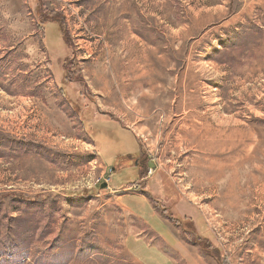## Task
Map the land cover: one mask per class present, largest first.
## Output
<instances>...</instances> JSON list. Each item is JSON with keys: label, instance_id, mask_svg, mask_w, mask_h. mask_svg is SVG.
<instances>
[{"label": "rangeland", "instance_id": "rangeland-1", "mask_svg": "<svg viewBox=\"0 0 264 264\" xmlns=\"http://www.w3.org/2000/svg\"><path fill=\"white\" fill-rule=\"evenodd\" d=\"M0 66V258L34 238L46 264H134L123 243L140 226L101 190L93 137L125 164L110 187L143 174L89 134L101 112L136 135L143 182L159 194L163 179L154 205L178 239L209 242L192 248L206 264H264V0H0Z\"/></svg>", "mask_w": 264, "mask_h": 264}, {"label": "crops", "instance_id": "crops-1", "mask_svg": "<svg viewBox=\"0 0 264 264\" xmlns=\"http://www.w3.org/2000/svg\"><path fill=\"white\" fill-rule=\"evenodd\" d=\"M104 117L107 119H104ZM85 125L86 128L89 129V134L92 133L93 135L95 133L97 137L102 139L101 143L108 147L107 151L112 153L110 156L111 161H114V159L121 161L125 158H129L133 165L135 164V168L143 174V176L133 184V186L136 184L135 186L139 187V193L129 191L133 186L125 187L122 185L119 188L111 186L109 189H105L106 191H109L111 200L117 201L116 203H118V206L120 205L122 211L129 217L135 219L140 226V229L133 228L128 230L124 238L123 246L128 256V260L134 264H206V262L200 259L197 253L192 250V248H194L193 246H190L177 238L179 232H174L170 221L161 217L156 210L154 203L148 199L147 195H150L154 200L160 202L161 200L159 199H161L162 195L164 197V193L168 189L167 186L163 184V179H160L156 182L158 187L161 185L159 189L161 188L162 190L159 194L156 193L151 186L155 176L151 179H147L146 182H143L147 169L152 167V164L148 162V158L141 150L138 139L132 130L122 126L120 121L114 118V116L101 112L99 115L96 113L91 115L87 119ZM94 128L97 129L95 130ZM123 135L126 140L127 136L129 137L130 141L128 142L136 144L137 148L134 152L132 151L133 153H126V151L122 149L126 142L121 139ZM93 140L92 148L97 152L102 163V165L99 166V169L103 171L100 178L103 179L104 176L113 177L114 172L119 168H124L125 164L123 163L120 167H116V169H111V165L109 163L105 164L101 159L100 143L96 142L94 137ZM134 160H136V163H134ZM73 195L71 194L72 197L76 198H82L85 197V195L86 197H92L89 196L90 194ZM132 196L139 197L140 199L136 200L132 198ZM167 196L171 197L172 195L167 191ZM19 199H23V197L19 196ZM135 204H141L143 208L139 209L140 211L132 209V206ZM142 211H151L152 218L156 219L161 224L163 223L166 229L164 232L165 235L163 233L159 235L155 233L148 223L139 217V215H143V213H141ZM190 217L192 218V214L188 213L187 218L190 219ZM32 226L33 230L31 233H37V230L35 231L36 224L33 223ZM155 239L156 241L153 242ZM7 249L9 252L5 250V254L0 258V263L2 264H42V262L46 264L52 257L45 255L42 257L39 243L38 241H35L34 238L29 244L15 247V249L9 244Z\"/></svg>", "mask_w": 264, "mask_h": 264}, {"label": "trees", "instance_id": "trees-1", "mask_svg": "<svg viewBox=\"0 0 264 264\" xmlns=\"http://www.w3.org/2000/svg\"><path fill=\"white\" fill-rule=\"evenodd\" d=\"M38 6L40 7L38 12H37L38 17H36L38 19V28L40 29L41 27L43 28V27L51 25V24H56L58 26V28H59V31H60V34H61V38H62V41H63L64 45L68 46V44H69L68 43V38L65 35V32L63 31V27L65 25V22L62 21L63 17H60V15L56 14L52 10H49V11L45 10V8L42 5H38ZM43 38L46 39V35H44ZM41 45H44V44H41ZM65 67H67V63H66ZM2 69L3 68L0 66V86L6 87L4 82L2 81V79L5 77V75L2 73ZM73 75L76 76L77 82L83 83L84 80L79 77L80 70H78V68H76L74 70ZM69 81H71V80H69ZM147 197H148V199L150 201H152V203H154V199L152 197H150V195H147ZM156 210L158 211V213L160 214L161 217H163L164 219H167L170 222H172L171 219L169 218V216H167L166 209H164V208L163 209H157V207H156ZM186 236L188 238V235H186ZM188 241L192 242L193 244L192 243H188ZM186 243L191 244L192 246H198V245L200 246L201 244H205L203 242H199V240H197V241L195 240L194 242L190 241V240H187ZM203 248L205 249V251H209L210 248H212V247L211 246L206 247V245H203Z\"/></svg>", "mask_w": 264, "mask_h": 264}, {"label": "built area", "instance_id": "built-area-1", "mask_svg": "<svg viewBox=\"0 0 264 264\" xmlns=\"http://www.w3.org/2000/svg\"><path fill=\"white\" fill-rule=\"evenodd\" d=\"M152 174H153V171L152 170H149L148 171V176H151ZM101 179L102 178L99 179L98 183L100 182ZM104 180H105L106 185L107 186H110V184H111V177H106ZM129 191L130 192L137 193L139 191V187L133 186Z\"/></svg>", "mask_w": 264, "mask_h": 264}, {"label": "flooded vegetation", "instance_id": "flooded-vegetation-1", "mask_svg": "<svg viewBox=\"0 0 264 264\" xmlns=\"http://www.w3.org/2000/svg\"><path fill=\"white\" fill-rule=\"evenodd\" d=\"M190 233H192V234H193V232H192V231H190ZM203 243H205V245H207L208 247L210 246L209 242H207V241H203Z\"/></svg>", "mask_w": 264, "mask_h": 264}, {"label": "water", "instance_id": "water-1", "mask_svg": "<svg viewBox=\"0 0 264 264\" xmlns=\"http://www.w3.org/2000/svg\"><path fill=\"white\" fill-rule=\"evenodd\" d=\"M101 189H103V190L107 189V185L106 184H103L102 187H101Z\"/></svg>", "mask_w": 264, "mask_h": 264}]
</instances>
